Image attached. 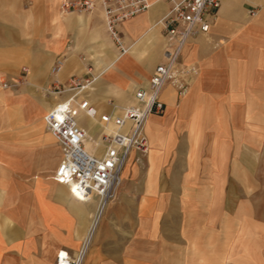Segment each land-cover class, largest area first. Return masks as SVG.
<instances>
[{
	"label": "crops",
	"instance_id": "0c3cea01",
	"mask_svg": "<svg viewBox=\"0 0 264 264\" xmlns=\"http://www.w3.org/2000/svg\"><path fill=\"white\" fill-rule=\"evenodd\" d=\"M61 2L0 0V264H57L58 252L74 264H264V0H221L188 40L163 114L145 124L149 152L130 155L85 250L97 205L53 179L61 152L43 117L72 77L92 82L79 100L100 114L135 103L163 60L152 25L170 4L149 0L121 25L130 49L118 58L99 10L62 14Z\"/></svg>",
	"mask_w": 264,
	"mask_h": 264
},
{
	"label": "built area",
	"instance_id": "2783aa9c",
	"mask_svg": "<svg viewBox=\"0 0 264 264\" xmlns=\"http://www.w3.org/2000/svg\"><path fill=\"white\" fill-rule=\"evenodd\" d=\"M167 1L169 9L152 25L160 29L165 41L163 60L154 67L147 86L135 90V103L122 107L118 113L100 114L88 100H79V95L92 82L72 77L66 88L57 89V92H72L71 97L53 106L43 117L46 130L61 152L53 179L65 185L77 201L97 200L96 213L114 198L130 155H135L138 164L146 158L149 152L145 134L147 119L163 114L165 106L161 92L173 77L183 48L191 37L210 30L221 5V0ZM150 6L149 0H62L60 11L62 14H83L99 10L117 57L121 58L130 49L122 39L121 25L147 12ZM250 15L254 16L255 12L250 11ZM62 63L56 60L52 71L58 72ZM8 86L7 82L2 83L3 88ZM83 116L97 123L99 134L93 137L80 125ZM67 258L70 261L68 255L58 252L57 264Z\"/></svg>",
	"mask_w": 264,
	"mask_h": 264
},
{
	"label": "rangeland",
	"instance_id": "374dc122",
	"mask_svg": "<svg viewBox=\"0 0 264 264\" xmlns=\"http://www.w3.org/2000/svg\"><path fill=\"white\" fill-rule=\"evenodd\" d=\"M90 88V87H89ZM85 92H87V90H85V91H83L80 95H79V99H82V97H83V95L85 94ZM90 121V120H89ZM94 124V123H93ZM93 124H89V127H90V131H89V133H90V135L91 136H95V135H97V134H99V132H100V128H99V126H93ZM96 125V124H95ZM258 173H260V170L258 169ZM260 175V174H259ZM258 175V176H259ZM263 188V191L262 192H264V185L263 186H259V188ZM257 198H258V200H260L261 199V193L259 192V194H258V196H257ZM95 202H96V205H97V200H94ZM96 216H97V213H96ZM96 216H95V218H96ZM237 236L239 237V238H242L243 240L245 239L246 240V238H245V234H243L242 232H239V233H237ZM211 237V238H210ZM208 238H210V240L212 239V236H211V234L210 235H208ZM243 250L244 249H240V250H238V251H240L241 253H237L238 254V256H240V257H243L244 256V252H243Z\"/></svg>",
	"mask_w": 264,
	"mask_h": 264
},
{
	"label": "bare ground",
	"instance_id": "6f19581e",
	"mask_svg": "<svg viewBox=\"0 0 264 264\" xmlns=\"http://www.w3.org/2000/svg\"><path fill=\"white\" fill-rule=\"evenodd\" d=\"M88 88H89V87H88ZM86 145H87V148H89L90 144L87 143ZM104 208H105V207H103L102 211L98 210V212H97V216L95 215L96 218H94V221H93V223H92V227H91V229H90V231H89V234H88V237H87L86 241H85L84 244H83V245H84V250L86 249V247H87L89 241L91 240V238H92V236H93V234H94L93 232H94V230H95V228H96L95 225H97L98 220H99V218H100V216H101L103 210H105ZM84 252H85V251H83L82 255H84ZM65 255L67 256V253H63V252H62V256H65ZM77 263H79V262H77ZM62 264H72V263H71V262L68 260V258H67V260L64 261Z\"/></svg>",
	"mask_w": 264,
	"mask_h": 264
}]
</instances>
